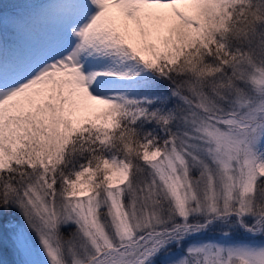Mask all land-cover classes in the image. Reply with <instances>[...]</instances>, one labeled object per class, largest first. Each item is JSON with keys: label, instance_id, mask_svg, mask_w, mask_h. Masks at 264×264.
I'll list each match as a JSON object with an SVG mask.
<instances>
[{"label": "snow or ice", "instance_id": "6c2138e0", "mask_svg": "<svg viewBox=\"0 0 264 264\" xmlns=\"http://www.w3.org/2000/svg\"><path fill=\"white\" fill-rule=\"evenodd\" d=\"M6 5L0 264H264V0Z\"/></svg>", "mask_w": 264, "mask_h": 264}, {"label": "rangeland", "instance_id": "374dc122", "mask_svg": "<svg viewBox=\"0 0 264 264\" xmlns=\"http://www.w3.org/2000/svg\"><path fill=\"white\" fill-rule=\"evenodd\" d=\"M30 1H32V0H28L29 3H30ZM37 1H41V0H36L35 2H37ZM15 2H19V0H0V3L7 4V5H9V7H11V5L14 4ZM5 39L7 40V37H5ZM42 39H43V34L38 32L33 36L22 38L21 43H24V44L39 43ZM6 258L11 259L10 256L6 257Z\"/></svg>", "mask_w": 264, "mask_h": 264}, {"label": "trees", "instance_id": "16d2710c", "mask_svg": "<svg viewBox=\"0 0 264 264\" xmlns=\"http://www.w3.org/2000/svg\"><path fill=\"white\" fill-rule=\"evenodd\" d=\"M36 0H32V1H30V6H36V5H38V4H40L41 2H42V0L41 1H37V2H35ZM15 3H17V2H15ZM10 8V7H9Z\"/></svg>", "mask_w": 264, "mask_h": 264}]
</instances>
